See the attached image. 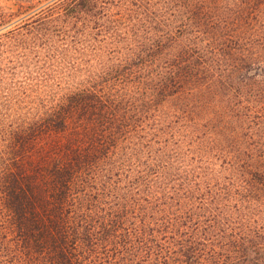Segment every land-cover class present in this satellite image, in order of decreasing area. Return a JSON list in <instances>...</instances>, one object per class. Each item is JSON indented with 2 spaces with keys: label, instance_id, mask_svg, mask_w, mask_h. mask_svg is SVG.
Instances as JSON below:
<instances>
[{
  "label": "trees",
  "instance_id": "obj_1",
  "mask_svg": "<svg viewBox=\"0 0 264 264\" xmlns=\"http://www.w3.org/2000/svg\"><path fill=\"white\" fill-rule=\"evenodd\" d=\"M0 23V264H264V0H47Z\"/></svg>",
  "mask_w": 264,
  "mask_h": 264
},
{
  "label": "rangeland",
  "instance_id": "obj_2",
  "mask_svg": "<svg viewBox=\"0 0 264 264\" xmlns=\"http://www.w3.org/2000/svg\"><path fill=\"white\" fill-rule=\"evenodd\" d=\"M47 0H0V23L9 25L20 21L28 8L40 2L45 3Z\"/></svg>",
  "mask_w": 264,
  "mask_h": 264
}]
</instances>
